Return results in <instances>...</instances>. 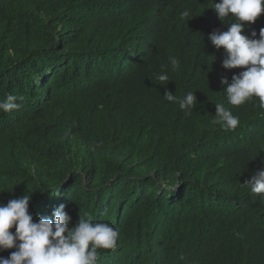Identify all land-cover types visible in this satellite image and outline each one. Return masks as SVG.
I'll list each match as a JSON object with an SVG mask.
<instances>
[{
  "label": "trees",
  "instance_id": "1",
  "mask_svg": "<svg viewBox=\"0 0 264 264\" xmlns=\"http://www.w3.org/2000/svg\"><path fill=\"white\" fill-rule=\"evenodd\" d=\"M211 2L0 0V101L20 105L0 111V204L119 229L97 264H264V200L242 186L264 169V116L227 103L220 79L244 69L208 39L228 29ZM244 27L259 39L264 12ZM165 90L195 93L192 114ZM216 103L234 131L211 123Z\"/></svg>",
  "mask_w": 264,
  "mask_h": 264
},
{
  "label": "clouds",
  "instance_id": "2",
  "mask_svg": "<svg viewBox=\"0 0 264 264\" xmlns=\"http://www.w3.org/2000/svg\"><path fill=\"white\" fill-rule=\"evenodd\" d=\"M212 9L219 21L227 23V31H213L208 39L217 51L224 50L222 67L227 70L244 69L233 75L231 83L222 77V91L231 106H241L254 98L258 103L260 115L264 116V28L257 33L245 32L244 24H253L264 12V0H220L211 2ZM184 11L181 18H188ZM189 20V19H187ZM186 20V21H187ZM172 69H179V61L169 57ZM158 85L165 86L169 76L161 73L155 76ZM165 101L178 103L185 115H191L197 105L195 93L188 92L177 97L165 90ZM17 97L9 94L0 101V111L10 113L18 110ZM216 112L211 119L213 125H219L224 132L234 131L240 124L223 103L215 104ZM242 186L251 194L264 200V169L257 170ZM29 195L11 199L0 204V252L15 249L5 258L0 256V264H97L100 250H112L118 246L119 229L104 222H94L90 215L81 216L78 224L69 228L70 215L61 204L52 213V217L34 216L29 211ZM15 227V231L10 229Z\"/></svg>",
  "mask_w": 264,
  "mask_h": 264
}]
</instances>
